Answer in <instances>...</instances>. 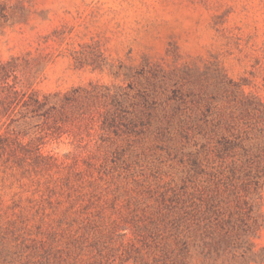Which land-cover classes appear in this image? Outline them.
I'll use <instances>...</instances> for the list:
<instances>
[{
    "label": "rangeland",
    "instance_id": "obj_1",
    "mask_svg": "<svg viewBox=\"0 0 264 264\" xmlns=\"http://www.w3.org/2000/svg\"><path fill=\"white\" fill-rule=\"evenodd\" d=\"M0 61V264H264V0H0Z\"/></svg>",
    "mask_w": 264,
    "mask_h": 264
},
{
    "label": "trees",
    "instance_id": "obj_2",
    "mask_svg": "<svg viewBox=\"0 0 264 264\" xmlns=\"http://www.w3.org/2000/svg\"><path fill=\"white\" fill-rule=\"evenodd\" d=\"M0 68L4 69V67L2 66L1 64V61H0ZM240 97H238L236 100H237V107H236V111H241V113L243 114H246L245 118L243 120V123L246 124V125H252V124H255L257 125L258 123V120H256L257 117H259L260 114H263L264 113V104L257 99V97H254L252 95H246L244 92H240ZM38 102V101H36ZM43 107L42 104H39L37 105V108L36 109H41ZM261 130H264L261 129ZM222 144L223 148L222 150H228L229 149V145H228V142L224 141L223 143H220ZM215 150L216 151H220L221 150V147H215ZM260 188V187H258ZM226 190L227 191H230L231 193H234V190L232 188H230L229 185H226ZM206 205L210 207H213L214 204H215V200H214V194L210 195L209 197H207L206 199Z\"/></svg>",
    "mask_w": 264,
    "mask_h": 264
}]
</instances>
